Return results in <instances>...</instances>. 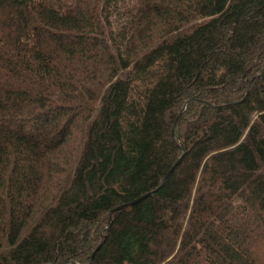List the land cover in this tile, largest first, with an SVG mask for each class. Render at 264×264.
I'll list each match as a JSON object with an SVG mask.
<instances>
[{"label":"trees","instance_id":"obj_1","mask_svg":"<svg viewBox=\"0 0 264 264\" xmlns=\"http://www.w3.org/2000/svg\"><path fill=\"white\" fill-rule=\"evenodd\" d=\"M263 250L264 0H0V264Z\"/></svg>","mask_w":264,"mask_h":264},{"label":"water","instance_id":"obj_2","mask_svg":"<svg viewBox=\"0 0 264 264\" xmlns=\"http://www.w3.org/2000/svg\"><path fill=\"white\" fill-rule=\"evenodd\" d=\"M181 112H182V110L179 112V114H180ZM172 168H173V167H171V168L169 169V171L167 172V174L161 178V180H160V182H159V185L164 181V179H165L166 176L170 173V171L172 170ZM119 207H120V206L114 207L113 209H111V210L109 211V213L111 214L112 212H114V211H115L116 209H118ZM109 223H110V219H109L107 225H109ZM49 264H54V262H51V263H49Z\"/></svg>","mask_w":264,"mask_h":264},{"label":"rangeland","instance_id":"obj_3","mask_svg":"<svg viewBox=\"0 0 264 264\" xmlns=\"http://www.w3.org/2000/svg\"><path fill=\"white\" fill-rule=\"evenodd\" d=\"M264 251V250H263ZM258 264H264V256L261 257V259L259 260V263Z\"/></svg>","mask_w":264,"mask_h":264}]
</instances>
